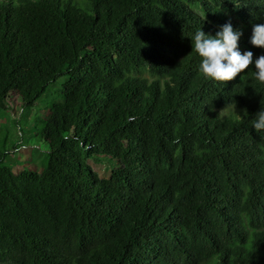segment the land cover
I'll use <instances>...</instances> for the list:
<instances>
[{"label":"trees","instance_id":"trees-1","mask_svg":"<svg viewBox=\"0 0 264 264\" xmlns=\"http://www.w3.org/2000/svg\"><path fill=\"white\" fill-rule=\"evenodd\" d=\"M83 2L0 0V112L63 78L42 171L0 126V264H264V84L205 79L190 40L231 22L255 59L264 0Z\"/></svg>","mask_w":264,"mask_h":264},{"label":"rangeland","instance_id":"rangeland-1","mask_svg":"<svg viewBox=\"0 0 264 264\" xmlns=\"http://www.w3.org/2000/svg\"><path fill=\"white\" fill-rule=\"evenodd\" d=\"M76 4L86 9L83 0H74ZM147 75V73H145ZM63 78L52 83L47 91L38 99L36 105L23 111L17 94H10V109L0 112V126L2 135L7 134V147L10 151L6 163L15 171L29 168L42 171L48 162L49 148L39 137L44 122L47 119L49 108L53 102H61ZM236 114L240 111L234 109ZM16 149H14L15 147ZM92 167L102 177H109L116 162L106 157L90 160Z\"/></svg>","mask_w":264,"mask_h":264},{"label":"clouds","instance_id":"clouds-1","mask_svg":"<svg viewBox=\"0 0 264 264\" xmlns=\"http://www.w3.org/2000/svg\"><path fill=\"white\" fill-rule=\"evenodd\" d=\"M241 35L231 22H225L218 26L214 35L205 33L200 27L190 36L192 49L200 58L198 72L205 79L229 81L252 64L255 80L264 84V54L254 59L251 50L241 52L238 47ZM249 43L264 49V23L252 25ZM251 126L259 133L264 132V107L255 113Z\"/></svg>","mask_w":264,"mask_h":264}]
</instances>
